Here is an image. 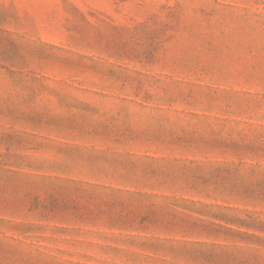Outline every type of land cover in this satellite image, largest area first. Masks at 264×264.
<instances>
[{
    "label": "rangeland",
    "instance_id": "obj_1",
    "mask_svg": "<svg viewBox=\"0 0 264 264\" xmlns=\"http://www.w3.org/2000/svg\"><path fill=\"white\" fill-rule=\"evenodd\" d=\"M0 264H264V0H0Z\"/></svg>",
    "mask_w": 264,
    "mask_h": 264
}]
</instances>
